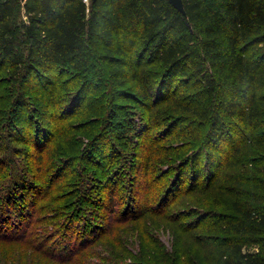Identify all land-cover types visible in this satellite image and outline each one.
<instances>
[{"label": "trees", "instance_id": "trees-1", "mask_svg": "<svg viewBox=\"0 0 264 264\" xmlns=\"http://www.w3.org/2000/svg\"><path fill=\"white\" fill-rule=\"evenodd\" d=\"M183 2L0 0V264H264V0Z\"/></svg>", "mask_w": 264, "mask_h": 264}, {"label": "rangeland", "instance_id": "rangeland-1", "mask_svg": "<svg viewBox=\"0 0 264 264\" xmlns=\"http://www.w3.org/2000/svg\"><path fill=\"white\" fill-rule=\"evenodd\" d=\"M68 76H70V72H65L64 74H63V77H68ZM77 82L78 81H74V85L75 84H77ZM98 92L99 91H97V88L96 87H94L93 88V90H91V92H90V94H89V96H88V99H87V103H86V106H87V104L88 103H91V101L93 100V99H95L94 98V94H98ZM103 100V99H102ZM100 100L99 99H96L93 103L97 106V103L99 102ZM92 103V104H93ZM68 117L66 118H63V120L61 121L62 122V124H71V123H76L75 124V126L78 128V129H74L73 127H71V126H69L68 128H67V130L65 131V133L63 134V136L62 135H60L59 137H56V135H52L51 137L53 138L52 139V141H51V143L50 144H52V145H55V144H57L56 146H57V148L58 149H62L63 150V148H65L66 147V150L68 151V152H66V153H69L70 151H72V149L74 148V146H75V144H77V139H78V136L77 135H79V134H82V136H85L84 135V133H81V132H83V131H86V130H81V129H79V127L80 128H88L89 129V127H91L92 125H91V118L93 117V114L91 113V111L89 112V110L88 111H85V106L83 105V106H81V107H79V108H77L74 112H72L71 114H68L67 115ZM66 126V125H65ZM64 127V126H63ZM64 129V128H63ZM80 141V140H79ZM78 141V142H79ZM18 158V157H17ZM15 159V158H14ZM18 160H19V158H18ZM158 169H155L156 170V172H158V174L160 175V174H162L163 173V171L166 169V165H163L162 163H160L159 161H158ZM121 167H123L124 169L126 168H128V165H126V163L124 162L122 165H121ZM70 170L68 169L67 171H65L64 173H63V175H62V179L65 181L66 180V178H69V175H68V172H69ZM156 174L157 173H155V176H156ZM124 175V174H123ZM159 175H157V178L159 177ZM172 175H173V173H171L169 176H165L163 179L161 178V180H160V182L158 181L157 182V186H159L158 187V189L156 190V192L155 193H153L152 194V199H153V203L151 202V204H156V202L157 201H159L160 200V198H161V194H162V192L164 191V187H163V184H164V182H168L169 181V179L168 178H170V177H172ZM67 180H69V179H67ZM66 180V181H67ZM123 180H125L126 181V176L124 175V179ZM126 183H127V181H126ZM45 184H47V183H45ZM71 184V183H70ZM188 184H189V180H186L185 181V184L184 185H182V188L183 189H185L186 188V186H188ZM162 185V186H161ZM165 186V185H164ZM131 190H132V188H130ZM122 192H124V197H121V201H120V205H121V208H124V206L123 205H125L126 204V201H127V196L130 194V190L128 189V187H126V188H124V191L122 190L121 191V194H122ZM53 194L51 193L50 194V196H52ZM189 198H192V199H190V201L188 200V198L186 197L185 198V200H188L187 202H185V203H187L186 205H185V207H188V206H195V208H201V206L203 205V194H200V195H197V196H194L193 197V195H190L189 196ZM51 199V197L50 198H48V200H50ZM147 201H148V199H146ZM184 200V201H185ZM146 201V202H147ZM191 202V203H190ZM105 203H106V201H105ZM191 205H190V204ZM126 208V207H125ZM102 209H104V207H102ZM172 209V208H171ZM172 210H174V209H172ZM203 213H202V211H198L197 213H195L194 215H193V219L194 220H200V217H201V215H202ZM157 217L155 216V215H152V217H150V219H148V220H146L147 222L145 223V228L146 229H149L150 227L152 228L151 230H153V232H154V236L155 237H158V239L161 241V242H163V243H165L166 244V246H168L169 248L171 247V243H172V240H173V235H172V233H171V231H170V229H168V228H160L159 229V227H158V222H157V219H156ZM151 220V221H150ZM208 220H210V219H208ZM150 221V222H149ZM148 223V225L146 226V224ZM140 226H135V227H130V228H128V229H125V230H123V232H122V234L121 235H125L126 237H128V236H130V240H131V244L128 246L130 249H131V251L133 252V253H137V251L139 250V248H140V246H139V242H138V240H136L135 239V235L136 234H133L134 232H138L139 231V229L140 230H142L144 227L142 226V228H139ZM153 228H155V229H153ZM197 256H199V257H201L199 254H198V252H197V249H194V251L192 252V256H191V258L194 260V261H196L197 260Z\"/></svg>", "mask_w": 264, "mask_h": 264}, {"label": "water", "instance_id": "water-1", "mask_svg": "<svg viewBox=\"0 0 264 264\" xmlns=\"http://www.w3.org/2000/svg\"><path fill=\"white\" fill-rule=\"evenodd\" d=\"M183 13H186L183 0H170Z\"/></svg>", "mask_w": 264, "mask_h": 264}, {"label": "built area", "instance_id": "built-area-1", "mask_svg": "<svg viewBox=\"0 0 264 264\" xmlns=\"http://www.w3.org/2000/svg\"><path fill=\"white\" fill-rule=\"evenodd\" d=\"M88 5L90 4L91 0H84Z\"/></svg>", "mask_w": 264, "mask_h": 264}]
</instances>
